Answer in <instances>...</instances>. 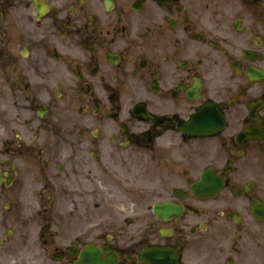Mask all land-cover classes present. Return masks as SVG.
I'll list each match as a JSON object with an SVG mask.
<instances>
[{
    "label": "flooded vegetation",
    "instance_id": "obj_1",
    "mask_svg": "<svg viewBox=\"0 0 264 264\" xmlns=\"http://www.w3.org/2000/svg\"><path fill=\"white\" fill-rule=\"evenodd\" d=\"M90 247L264 264V0H0V264Z\"/></svg>",
    "mask_w": 264,
    "mask_h": 264
},
{
    "label": "water",
    "instance_id": "obj_2",
    "mask_svg": "<svg viewBox=\"0 0 264 264\" xmlns=\"http://www.w3.org/2000/svg\"><path fill=\"white\" fill-rule=\"evenodd\" d=\"M217 187L215 186H210V191L215 190ZM88 254V252H87ZM94 258H99L98 255H93V259H87L86 256H84V260L82 264H101L99 261H97V259L95 260Z\"/></svg>",
    "mask_w": 264,
    "mask_h": 264
}]
</instances>
